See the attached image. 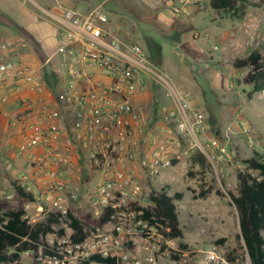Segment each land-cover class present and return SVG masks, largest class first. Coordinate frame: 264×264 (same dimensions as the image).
Returning a JSON list of instances; mask_svg holds the SVG:
<instances>
[{
    "label": "built area",
    "instance_id": "obj_1",
    "mask_svg": "<svg viewBox=\"0 0 264 264\" xmlns=\"http://www.w3.org/2000/svg\"><path fill=\"white\" fill-rule=\"evenodd\" d=\"M136 1L154 6L150 0ZM202 1L173 0L166 6L174 15H186L190 8L200 9ZM49 15L58 24L56 54L60 60L55 68L66 70L71 77L62 86L53 82V74L31 73L26 65L12 59L9 44L0 45V82L10 93L24 94L28 88L31 94L18 97L7 134L10 141L16 136L17 143L9 141L6 146L15 150L17 158L25 157L17 185L32 200L24 199L23 218L32 224L45 209L57 220L65 219L70 231L66 234L59 229L64 234H57L65 248L60 242L50 248L41 243L35 259L44 257L46 264H71L67 259L74 252L78 260L72 264H81L93 254L129 264L123 246L139 235L148 254L144 260L153 263L152 251L157 246L150 244L155 239L158 242L160 236L158 228L143 220L142 211L137 210L143 208L137 203L139 197L152 191L170 196V173L165 171L194 151L213 163L227 159V150L205 136L201 112L185 94L170 89L140 45L110 35L108 19L99 8L85 13L65 8L58 15ZM75 64L95 68L108 82L86 78L80 85L78 79L85 76L74 69ZM147 82L167 89V104H161L154 116H145L132 103L136 93L147 89ZM155 120L159 124H154ZM246 143L260 147L252 137ZM3 160L9 163V159ZM72 204L89 208L96 218H105L101 231L96 228L89 235L83 229L86 236L78 244L71 243L72 230L66 218ZM31 208L37 210L34 215ZM261 235L264 239V231ZM44 247L51 255L44 253ZM137 253L131 263L143 264ZM243 257L244 262L239 258L229 261L214 248L205 254L210 264H249L247 255Z\"/></svg>",
    "mask_w": 264,
    "mask_h": 264
},
{
    "label": "rangeland",
    "instance_id": "obj_2",
    "mask_svg": "<svg viewBox=\"0 0 264 264\" xmlns=\"http://www.w3.org/2000/svg\"><path fill=\"white\" fill-rule=\"evenodd\" d=\"M208 1L203 0L198 10L190 8V13L182 18L190 20L192 13L202 11L200 16L192 22L185 19V22L174 23L173 28L168 19L155 17L153 22L149 20V15L155 16L150 12L153 8L149 2L136 1L143 11L131 17L124 13L122 16L105 13L104 4L95 7L101 0L87 1L89 7L85 9L86 12L95 7L106 15V27L111 36L124 43L140 45L167 84L170 85L174 80L177 85L188 89L204 117L206 135L224 147L229 155L227 159L213 163L206 159L209 166L205 167L193 166L188 158L182 159L183 165L179 172H171V181L168 183L170 196L175 193L182 196L175 201L182 238L168 239L164 235L166 230L159 227L156 232L160 236L159 241L155 239L150 244L157 246L152 251L154 262L150 263L144 260L148 254L143 250L142 236L137 235L123 246L122 251L130 257L129 264H132V257L137 252V258L143 264H210L206 262L205 254L213 248L225 259L231 250L235 251L239 259L243 257V245L238 238L237 214L228 192L237 195L235 175L237 171L244 170L243 162L246 159L253 157L254 153H260L264 159V150L261 149L264 148V91L252 92V87L242 82L248 68L235 69L232 61L257 51L264 66V5L249 6L242 17L236 18L231 13L212 10ZM248 1L253 3L258 0ZM25 4L35 9L31 2L25 1ZM208 22L211 27H215V31L209 32ZM192 27L195 29L191 30ZM147 43L161 48L159 57L147 47ZM202 43H206L207 47L201 53L199 47ZM153 87V93L161 91L157 86ZM160 88L167 91L163 86ZM248 137L258 140L260 147H248ZM205 150L210 153V149ZM0 165L9 163L0 158ZM170 171L167 169L165 172ZM15 178V172H0V204L7 210H15L24 202L15 193L14 184H18ZM148 196L142 195L137 203L143 208H150ZM36 211V208L30 209L32 215ZM70 211L80 221L86 234L90 235L96 228L100 231L103 229V218H96L89 208L72 204ZM47 215L44 209L34 217L32 224L44 221ZM51 227L53 234L42 238L40 242L48 244L49 248L60 242L61 247L65 248L56 233L59 229L70 233L65 226V219L57 220ZM179 244L185 245L186 249H181ZM172 255L178 259H173ZM45 260L44 257L39 260L33 258L30 252L21 255L23 264H46ZM67 260L72 264L78 260V256L73 252ZM118 264L123 263L119 260Z\"/></svg>",
    "mask_w": 264,
    "mask_h": 264
},
{
    "label": "trees",
    "instance_id": "obj_3",
    "mask_svg": "<svg viewBox=\"0 0 264 264\" xmlns=\"http://www.w3.org/2000/svg\"><path fill=\"white\" fill-rule=\"evenodd\" d=\"M208 3L214 11L231 13L232 17L240 18L245 14L247 7H261L264 5V0L253 3L248 0H209ZM138 6L136 0H107L103 5V11L114 15L122 16L124 13L135 17L139 11H143ZM153 18L155 16L149 15L151 22H153ZM140 29L145 33L144 29ZM152 45L147 43V47L156 52L159 57L161 48ZM232 66L235 69L248 68L242 82L251 86L252 92L264 91V66L259 52L252 51L244 58L234 59ZM248 96L250 97V94ZM188 159L193 166H209L205 156L198 150L194 151ZM243 163L245 165L244 170L237 171L235 175L238 186L237 195L228 192V196L237 214L238 238L243 245V255H247L249 264H264V239L261 235L264 231V159L261 154L254 153L253 157L246 159ZM14 189L19 198L32 200V196L26 194L18 185H15ZM181 197L179 193L169 196L164 191H152L148 198L151 207H137V210L142 211V218L149 225L158 229L159 227L164 228L166 238L181 239L182 231L179 227L175 206V201L180 200ZM23 216L22 206L15 210H7L0 204V264H23L21 263V255L25 252L32 253L33 258H36L37 249L42 245L40 238L53 233L51 225L57 221L55 215L49 213L44 221L36 224H29ZM66 218L69 219V228L72 230L71 243L82 242L86 236L82 224L73 216L71 211L66 212ZM57 234L61 236L64 231L58 230ZM179 246L183 250L186 249L183 244H179ZM44 253L51 255L46 247H44ZM172 258L178 259L175 255H172ZM235 258L238 257L234 250L226 255V259L229 261ZM240 259L242 260L243 257ZM90 263L117 264L113 257H102L96 254L89 256L81 264Z\"/></svg>",
    "mask_w": 264,
    "mask_h": 264
},
{
    "label": "crops",
    "instance_id": "obj_4",
    "mask_svg": "<svg viewBox=\"0 0 264 264\" xmlns=\"http://www.w3.org/2000/svg\"><path fill=\"white\" fill-rule=\"evenodd\" d=\"M25 1H29L35 7H30L25 4ZM0 0V45L9 44V50L13 49L11 54L12 59L19 60L22 64L26 65L31 73L36 75H46L53 74L54 80L58 86L66 83L71 77L66 72V70L58 71L55 68V63L60 60V57L56 54L57 41H58V24L49 15H58L59 11L65 8H74L76 11L84 13L86 8L89 7L87 1L89 0ZM107 0H101L99 4L95 7L103 5ZM154 6L151 9V13L155 15L156 18L168 19L172 24L185 22L186 15H174L170 12L169 8L166 6L173 0H150ZM209 2V1H208ZM94 7V8H95ZM156 7V8H154ZM202 11H197L192 13V17L187 19V21L192 22L197 16H200ZM189 18V17H188ZM184 20V21H183ZM186 25V24H183ZM208 30L215 31V27H211L208 22ZM195 29L192 27L191 30ZM193 32V31H191ZM203 44V43H202ZM201 46V45H200ZM206 43L199 47V51L202 53L206 50ZM3 58V53L0 50V60ZM198 61H204L203 59H198ZM74 69L77 72L83 74L84 77L78 79L80 85H84L85 79L90 78L91 81H103L105 84L108 80L102 76L97 70L90 66H85L84 64H75ZM208 79H210L208 77ZM215 81V79H214ZM170 82V81H169ZM148 83V82H147ZM170 89L173 91H178L185 94L192 106L198 107L195 100L191 98V94L188 89L177 85L174 80L168 84ZM27 87V86H26ZM161 91L153 93V84L149 82L147 84V89L142 92L136 93L132 103L133 107L145 114V116H154L158 114L161 108V104H167V91L165 92L159 86H157ZM152 90V91H151ZM23 94L10 93L4 87L3 83L0 82V158L9 159V165L1 166L0 172H15L16 178L19 179L20 175L24 172L25 157L20 158L16 156L14 149H7V142L10 140L7 137L11 127H9L10 117L15 113V107L18 97H24L31 95L28 92V88ZM154 124H159V121H154ZM209 138V135H206ZM13 145H16L17 138L14 136L10 141ZM146 150V147L143 148ZM260 154V153H259ZM189 158V157H188ZM181 160L179 163L175 164L168 175L171 172H179L182 164ZM8 175V174H7ZM3 177V175H1ZM168 182L171 179L167 178ZM17 184H14V186ZM169 186V185H168ZM15 190V189H14Z\"/></svg>",
    "mask_w": 264,
    "mask_h": 264
}]
</instances>
